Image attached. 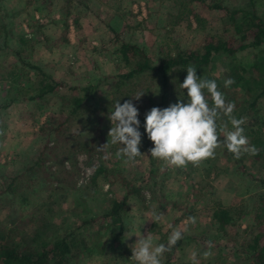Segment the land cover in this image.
<instances>
[{"label":"rangeland","instance_id":"obj_1","mask_svg":"<svg viewBox=\"0 0 264 264\" xmlns=\"http://www.w3.org/2000/svg\"><path fill=\"white\" fill-rule=\"evenodd\" d=\"M40 1L49 2L2 0L8 9L16 8L13 20L16 33L34 40L25 47L27 52L24 57L53 73L56 80L64 84L59 88L63 95L76 93L77 90L72 86L80 87L88 78L97 82L99 80L97 92L102 100V108L111 96V77L126 70L116 53H112L116 45L111 42L113 34L105 22L120 31L121 39L138 41L154 63H158L164 53L178 45L189 51L200 50L212 38L217 41L232 35L231 16L224 9H210L208 5L199 2H194L192 6L206 20L202 25L192 15L177 24L171 23L166 12L168 0H87V5H83L84 0H53L63 8L67 2H72V5L67 3L70 13L69 29L65 37L63 25L58 23L62 18L61 12L52 14V9L40 5ZM247 2L235 0L230 5L238 8ZM253 6L259 14H264V0H254ZM78 14L81 18L79 28L74 23V17ZM117 14L121 18L118 24L117 19H114ZM37 40L40 42L35 43ZM5 54L1 56L5 68L17 63L16 54ZM260 56H264V44L247 53L242 52L240 57L245 61ZM226 63L224 58L218 57L211 64V74L222 82H225L223 73ZM22 70L29 77L21 81L24 96L17 102L12 100L16 93L15 87L11 86L9 80L0 77V218L11 213L21 216L24 222L28 220L29 224H39L37 217L30 220L29 216L38 210L33 204L45 199L46 207L51 211V219L63 214L67 225H80V231L90 245V250L83 252L74 264H135L131 258L132 246L139 240L137 236L147 238L150 235L154 245H166L173 230H180L183 239L171 251L163 254L162 264H232L235 258L231 247L233 245L229 244L228 247L224 239L217 241L212 237L214 230L211 226V211L216 200L225 204L245 205L251 202L250 196L254 193L264 191V162L255 160L247 153L236 159L226 147L221 146L216 150L215 158L203 161L199 167L189 165L187 169H178L163 167L160 161L152 159L151 154L144 151L141 152L144 156L137 158L138 163L126 166L115 155L120 145H109L103 150L102 156L96 152L91 155L77 154V168L73 174L61 170L52 158H48L38 175L28 176L31 180L38 176L37 182H31L30 185L29 179L22 178L21 191L14 196L6 194L3 191L5 182L19 172L24 171L28 175L27 165L33 163L44 150L47 133L41 127L52 111L58 114L60 105L58 95L28 100L34 94L33 87L28 84L34 69L24 66ZM0 72L3 74L1 67ZM255 85L259 89L256 82ZM154 88L157 91L162 88L157 73ZM235 90L238 105L234 116L238 118L242 108L249 104L251 93L241 88ZM66 102L63 100V103ZM256 109L258 115L264 117V96L257 103ZM110 111H114V107H110L104 114L108 117ZM249 112V116H243L246 118L244 134L248 140V124L256 119L254 112ZM99 113L100 108L97 109ZM139 121V129L144 131L145 123ZM222 122H227V118ZM100 126L106 132L104 146L108 143L112 124L106 120L101 121ZM228 127L231 130L230 123ZM100 162L113 169L102 173L95 184L91 178ZM65 166L67 170L72 167L68 162ZM51 172L53 175H50ZM120 176L140 188L141 195L132 194L127 198L129 208L121 216L124 221L122 242L117 243L113 241L112 233L119 230V222L112 224L99 218L108 211L113 199L121 200L126 196L127 189L119 181ZM68 182H76L80 188L78 198ZM56 183L62 190L46 198L49 186ZM22 191L27 195V201L23 200ZM160 213L164 216L156 221ZM190 217L195 218V223ZM240 223L242 227L239 230L246 228L253 223V215L244 214ZM29 224L27 227L31 226ZM231 229L232 234L237 230L236 227ZM208 241L212 242L211 247ZM207 251L212 254L205 257ZM193 253L196 254L195 258Z\"/></svg>","mask_w":264,"mask_h":264},{"label":"trees","instance_id":"obj_2","mask_svg":"<svg viewBox=\"0 0 264 264\" xmlns=\"http://www.w3.org/2000/svg\"><path fill=\"white\" fill-rule=\"evenodd\" d=\"M232 1L235 0H168L166 12L173 24H177L191 15L195 17L199 25L206 22L193 9L194 2L208 5L210 9H224L226 14L231 16L230 31L232 35L228 39L217 41L212 38L206 41L200 50L189 51L178 45L175 49L164 53L158 63L151 61L150 56L138 41L121 39L120 31L111 23L105 22L113 34L111 42L116 45L112 53H116L126 70L111 77L110 102L108 101L102 108V100L97 92L100 86L99 80L97 82L88 78L84 85L72 86L77 90L76 93L63 95L59 92V88L64 84L57 81L53 73L48 72L39 64L33 63L30 59L26 60L24 55H26L27 49L25 47L34 40L16 33L13 26V20L17 13L16 8L8 9L0 0V67L3 69V74L0 72V77L9 80L11 86L15 87L16 93L12 96V100L17 102L23 99L24 88L21 87V81L29 77L28 73L22 70L24 66L34 69L28 82L33 87L34 94L29 96L28 100L45 99L50 95H58V99H60L58 114L52 111L47 122L41 127L47 133L44 150L33 163L27 165L28 175L23 171L10 177L5 182L3 191L10 196L16 195L18 191H21L22 178L29 179L30 185L31 182H37L38 176L33 180L30 177L40 173L44 161L48 158H52L61 170L73 174L77 168V154L91 155L96 152L102 156L103 151L98 148L103 147V138L106 132L100 124L101 121L109 120L104 112L108 111L110 107H114L118 101L121 104L131 101L139 111V120L144 123L147 113L154 107L164 109L178 103L180 99H184L183 102L187 103V90L180 88V84L187 76L186 70L189 65L196 68L197 75L201 78L215 80L218 90L224 94L226 100L235 104L234 114L237 112L238 105L237 90L235 89L241 88L246 93H251L249 104L242 108V112L239 111L238 118L249 116V111L254 112L256 119L253 123L248 124L249 144L259 149V155L251 156L257 161L264 162V117L259 116L258 109H256L257 103L264 96V56L245 61H242L240 57L242 52L247 53L264 44V14H259L254 8V0H248L244 6L238 8L230 5ZM67 3L72 5V2ZM67 3L63 8L60 4L57 6L53 0H49L48 4L45 1H40V5L52 9H50L52 14L61 12L62 18L58 23H62L63 36L65 37L69 29L68 14L70 13ZM87 4H89L88 1L84 0L83 5ZM53 19H55L54 16ZM114 19H117V24L121 20L118 14ZM74 23L77 28L80 27V14L74 17ZM227 30L229 31L228 28ZM37 42L40 40L35 43ZM117 43L119 44L117 45ZM5 52H13L18 57L17 63L9 68H5L1 61V56L6 55ZM32 54L33 51L30 55ZM218 57L224 58L227 62L223 78L224 80H234V84L230 87H225L220 78H215L211 74V64ZM156 73L162 84L159 91L154 88ZM255 82L259 89L255 88ZM137 94L144 95L139 100H135L133 97ZM63 100H67V102L63 103ZM99 108L100 113L97 114ZM254 109H256V113ZM139 131L142 134L140 152L148 151L151 154L150 149L154 147V144L149 140L146 129L144 131L139 129ZM66 162L72 166L70 170H67ZM112 169L113 167L107 168L104 162H100L91 181L96 184L102 173H108ZM50 175H53V172ZM119 181L127 189L126 196L121 200L113 199L108 211L99 218L112 224L119 222V230L112 233L113 241L117 243L122 242L124 221L121 216L122 212L129 208L127 198L132 194L141 195L140 188L130 184L126 178L120 176ZM67 184L78 198L77 193L80 192V188L76 186V182ZM49 187L50 191L45 196L46 198H50L56 191L62 190L58 183ZM21 193L24 194L23 200L27 201V195L24 191ZM250 197L251 202L245 205L225 204L221 200H216L212 206L211 226L214 230L212 237L217 241L224 239L226 246L233 245L231 247L235 258L232 264H264V191L254 193ZM46 203L47 201L44 199L41 203L33 204V207L38 210L30 215L29 219L37 217L40 221L39 224H29L28 220L25 223L21 216L11 213L0 218V264H74L83 252L90 250V245L80 231L81 226L67 225L63 214H58L59 216L51 219V211L46 207ZM246 213L253 215V223L239 230L242 227L241 218ZM28 224L31 226L27 227ZM232 227L237 228L233 234Z\"/></svg>","mask_w":264,"mask_h":264},{"label":"clouds","instance_id":"obj_3","mask_svg":"<svg viewBox=\"0 0 264 264\" xmlns=\"http://www.w3.org/2000/svg\"><path fill=\"white\" fill-rule=\"evenodd\" d=\"M187 76L180 88L187 90V103L180 99L178 103L167 108H152L145 118V129L154 147L150 149L151 158L157 159L163 167L187 169L189 165L199 167L203 161L215 158V152L221 146L239 159L242 154L259 155V149L250 146L244 134L243 125L246 118H236L233 114L235 104L228 102L224 94L218 90L215 80L201 78L194 66L189 65ZM234 84V80L227 79L225 87ZM144 94H137L133 98L139 100ZM139 111L131 101L123 104L118 101L114 111H110L108 119L112 127L108 133V143L101 148L103 151L109 145H120L115 155L122 159L124 165H135L138 157L144 156L140 152L142 134L139 131ZM227 122H222L223 118ZM231 124L229 130L228 124ZM221 137L223 140L221 141ZM164 216H156L159 221ZM195 223V218H189ZM139 237L132 246V261L135 264H162L165 252L171 251L183 239L180 230H173L168 237L167 244L154 245L152 237ZM209 247L212 242H207ZM212 253L207 251L205 257ZM193 253V258H195Z\"/></svg>","mask_w":264,"mask_h":264}]
</instances>
